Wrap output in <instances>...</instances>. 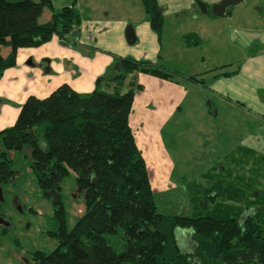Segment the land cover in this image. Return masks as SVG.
<instances>
[{
    "label": "trees",
    "instance_id": "1",
    "mask_svg": "<svg viewBox=\"0 0 264 264\" xmlns=\"http://www.w3.org/2000/svg\"><path fill=\"white\" fill-rule=\"evenodd\" d=\"M141 6L159 39L157 0H141ZM44 8H51L48 0H0V49H10L0 55V76L15 66L18 50L63 40L80 26L72 7L52 11L49 22L39 24ZM183 39L200 43L195 35ZM115 63L112 75L98 78L89 94L63 84L46 98L29 96L14 124L0 131L1 181L10 174L7 152L29 147L30 169L44 197L58 196L60 181L72 173L83 199L82 215L67 230L61 200L50 198L47 234L56 247L47 255L35 252V264H264V158L250 163L253 151L235 149L225 166L201 177L204 184H190V216L163 217L129 126L141 87L125 82L137 73L174 74L147 61L115 57ZM247 210L251 215L244 218Z\"/></svg>",
    "mask_w": 264,
    "mask_h": 264
},
{
    "label": "crops",
    "instance_id": "2",
    "mask_svg": "<svg viewBox=\"0 0 264 264\" xmlns=\"http://www.w3.org/2000/svg\"><path fill=\"white\" fill-rule=\"evenodd\" d=\"M48 1L51 8L42 10L38 18L39 24L49 22L52 11L72 7L80 18V26L75 33H70L63 40L53 37L38 48L18 50L15 66L5 70L0 76V131L14 124L20 106L29 96L46 98L63 84L79 94L91 93L98 78L106 79L114 72L115 57H120L147 61L174 74L172 79L139 74L136 84L141 90L134 94L129 115V126L136 145L137 135L150 130L155 123L160 127V122H166L173 117L172 114L178 112L175 109L180 103L185 102L190 91L199 96L197 106L202 105L206 98H210L207 105L217 103L218 110L214 116L220 113V106L222 107L223 116L221 124H218L219 133L216 135L212 133L215 125L211 123L197 124L198 130L205 131L204 139L213 140L217 136L224 140L227 133L235 135V139L237 136L234 149L225 152L222 160H216L217 162L199 177L215 166H225L230 161L233 151L238 148L254 152V160L253 158L248 160L250 163L264 158V40L256 38L232 44L237 46L234 47L235 54L223 55L228 59L224 60L228 62H224L226 64L222 66L231 65L235 61L237 68L230 72V76L225 74L212 78L208 67L202 70L203 58L199 59V56L203 47L186 46L183 42L185 35H195L203 45L208 35L206 28L213 26L212 34L218 35L224 31V21L227 19L234 24L235 19L237 24L240 23V26L233 25V33L252 34V30H248L251 27L249 18V12L252 10L249 4L251 0H241L237 5L225 9L221 16H215L211 12V7L221 0H157L164 25L163 34L159 39L150 29L141 0ZM243 5L247 6L245 7L247 9H244ZM239 18L245 20L240 22ZM128 26H131L134 32L133 44H128L125 38ZM171 28L176 29L174 38L177 35L173 43L172 34H169ZM219 47L218 44L216 49ZM9 52L8 47L0 49L3 58ZM175 54L184 56L177 59L174 57ZM185 54L189 60L188 64L175 62L186 59ZM189 78L200 80L202 84ZM200 94L204 95L200 97ZM150 107L152 110L149 112L146 108ZM154 108H163L166 116L161 120L156 116H150L156 114ZM154 142L157 146L161 145V139ZM139 150L143 157V150ZM247 168L252 170L254 167L248 165ZM260 169L263 170L264 166ZM188 205L191 215L190 202ZM250 215L251 211L247 210L243 217ZM186 244L192 245L190 239ZM15 258L17 260L15 259L14 264L22 263L18 261L17 256Z\"/></svg>",
    "mask_w": 264,
    "mask_h": 264
},
{
    "label": "rangeland",
    "instance_id": "3",
    "mask_svg": "<svg viewBox=\"0 0 264 264\" xmlns=\"http://www.w3.org/2000/svg\"><path fill=\"white\" fill-rule=\"evenodd\" d=\"M249 4L252 10L249 12L251 27L248 30H252V34L233 33V25L240 26V23L237 24L235 19L234 24L227 19L224 21V31L218 35L212 34L213 26L206 28L208 35L203 45L201 42L190 45L183 41L186 46L203 47L199 59L203 58L202 70L208 67L211 78L231 74L230 72L237 68L235 61L231 65L222 66L226 64L224 62H228L224 60L226 58L223 55L235 54L234 47L237 46L232 44H240V42L256 38L264 40V0H251ZM242 7L247 9L245 8L247 6ZM244 20L245 18H239L238 21L243 22ZM175 30L171 28L169 32L172 34V43L177 36L174 38ZM163 31L164 25L161 36ZM189 41L193 39L190 38ZM218 44L220 47L216 49ZM182 56L184 54L174 55L177 59H181ZM185 56L186 59L175 60V62L182 65L186 62L188 64L189 60L186 54ZM198 69L201 70L200 67ZM139 74L141 73L127 75L125 84L129 81L136 83ZM188 92L187 99L175 109L178 112L173 113V117L167 119L166 122H160V127L155 123L150 130L137 135V147L144 153L143 159L155 207L157 212L165 218L190 216L188 207L190 184H204L199 177L200 174L214 165L216 160H222L225 152L233 150L237 144V136L235 139V135L231 133H227L224 140L217 136L213 140L204 139L205 131L198 130L197 124L211 123L215 125L212 133L215 135L219 133L218 126L223 116L222 107L220 106V113L214 116L213 114L218 110L216 102L207 105L210 98H206L202 105L197 106L199 96ZM202 95L204 94H200V97ZM146 109L150 112L152 107ZM153 110L156 114L150 116H156L160 120L166 116L163 108ZM242 138L241 140H245ZM156 139H161L160 146L155 145ZM6 158L11 162L9 163V177L3 181L0 180V264H14L15 256L19 258L18 261L22 262L21 264L27 262L32 264V255L35 252L47 255L56 247L55 239L47 234L48 219L53 215V205L51 197L43 196L31 172L32 161L29 147L21 151H8ZM57 193L58 196L54 197L62 202L66 229L70 230L84 211L83 199L76 186L74 174L70 173L60 181ZM33 264H35L34 261Z\"/></svg>",
    "mask_w": 264,
    "mask_h": 264
},
{
    "label": "water",
    "instance_id": "4",
    "mask_svg": "<svg viewBox=\"0 0 264 264\" xmlns=\"http://www.w3.org/2000/svg\"><path fill=\"white\" fill-rule=\"evenodd\" d=\"M241 0H221L218 4L211 7V12L215 16H221L224 14L225 9L231 6L237 5ZM125 38L128 44L135 42L134 32L131 26H128L125 31ZM117 64L115 65V68Z\"/></svg>",
    "mask_w": 264,
    "mask_h": 264
},
{
    "label": "flooded vegetation",
    "instance_id": "5",
    "mask_svg": "<svg viewBox=\"0 0 264 264\" xmlns=\"http://www.w3.org/2000/svg\"><path fill=\"white\" fill-rule=\"evenodd\" d=\"M48 196H49V197H54V196H56V195H55V194H52V195L49 194ZM46 197H47V195H46Z\"/></svg>",
    "mask_w": 264,
    "mask_h": 264
},
{
    "label": "built area",
    "instance_id": "6",
    "mask_svg": "<svg viewBox=\"0 0 264 264\" xmlns=\"http://www.w3.org/2000/svg\"><path fill=\"white\" fill-rule=\"evenodd\" d=\"M72 32L75 33L76 32V28H73Z\"/></svg>",
    "mask_w": 264,
    "mask_h": 264
}]
</instances>
